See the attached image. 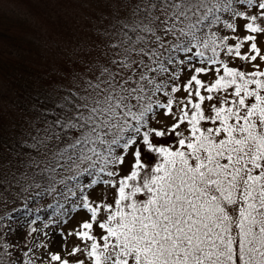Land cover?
<instances>
[{
	"label": "trees",
	"instance_id": "trees-1",
	"mask_svg": "<svg viewBox=\"0 0 264 264\" xmlns=\"http://www.w3.org/2000/svg\"><path fill=\"white\" fill-rule=\"evenodd\" d=\"M65 1L0 0V218L30 193L57 198L66 175L108 172L106 154L93 148L96 138L109 147L124 139L128 119L144 116L158 92L166 109L178 102L175 86L164 92L158 84L167 47L183 41L205 61L224 64L233 49L231 23L240 14L236 2L264 5ZM46 48L54 51L52 64L44 62ZM240 63L219 84L230 98L213 94L199 120L186 114V134L175 130L137 144L141 170L120 181L109 229L120 264H193V248L213 237L221 238L215 247L224 256L203 264H264V179L254 176L240 192L231 165L248 160L251 168L264 157V87ZM175 142L183 148L173 149ZM225 156L230 164L216 168ZM198 195L221 209L208 215ZM2 231L0 225V264H11Z\"/></svg>",
	"mask_w": 264,
	"mask_h": 264
},
{
	"label": "rangeland",
	"instance_id": "rangeland-1",
	"mask_svg": "<svg viewBox=\"0 0 264 264\" xmlns=\"http://www.w3.org/2000/svg\"><path fill=\"white\" fill-rule=\"evenodd\" d=\"M61 3L63 5L66 1L61 0ZM235 7L240 14L235 15L231 23L232 32L228 33L227 45L233 49L224 64L205 61L193 44L182 41L178 46H168L166 58L162 61L165 67L160 68L164 79L158 84L163 85L164 92L171 88L170 84L175 86L173 96L178 102L174 104V110L166 109L167 99L158 92V100L147 106L144 116L133 115L128 119L122 129L124 139L111 143L109 147L103 136L96 138L93 148L106 154L104 160L109 164L108 172L94 173L84 168L66 175L57 198L47 192L30 193L18 207L0 218L3 242L11 264H120L121 253L109 229L120 197V181L141 170L135 156L137 144L156 134L170 135L175 130L186 134V114L199 120L212 105L213 94L230 98V93L219 89V84L226 69H234L239 60L243 72L248 77H260L259 83L264 87V5L237 1ZM220 25L218 22L215 29ZM46 49L49 57L44 62L52 64L54 51ZM248 97L243 99L249 100ZM244 110L250 111L248 106ZM172 148L183 146L175 142ZM254 159L256 165L251 168H246L248 160L243 164H231L235 167L240 192H244L254 176L264 179V157ZM229 161L228 156L221 158L216 168L230 164ZM211 181L208 180V185ZM198 196L197 201L208 215L221 209L215 203L204 201V195ZM202 234L211 232L203 230ZM203 240L193 248V264L214 262L216 254L218 260L224 256V249L219 251L215 247L220 245L221 238ZM127 264L135 263L128 259Z\"/></svg>",
	"mask_w": 264,
	"mask_h": 264
}]
</instances>
